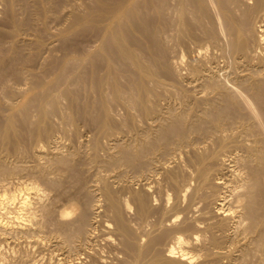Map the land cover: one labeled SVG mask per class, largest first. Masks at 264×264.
<instances>
[{
    "label": "bare ground",
    "instance_id": "1",
    "mask_svg": "<svg viewBox=\"0 0 264 264\" xmlns=\"http://www.w3.org/2000/svg\"><path fill=\"white\" fill-rule=\"evenodd\" d=\"M1 1L4 3L2 8L4 7V9H3L4 14L3 15H5V16H1V18L4 17V20L6 21L5 24H10L13 27L12 29L10 28L11 30L10 29L7 30V35L9 36V38L10 37L14 38V36H15V39L18 37H21V35L19 34V31H21L20 33H23L22 30L29 29L28 31L33 32L32 34L36 38L34 40H36L38 43H40V44H38V45H40V47H38L39 51L37 49L36 50L34 49L36 52L35 51H33L34 53L30 52V55L27 53L29 51L25 52L27 47H26V49L24 47H20L22 43L21 44L19 43V45H17L18 43H16V42H15V45L13 47H10V51L6 50V49H8L7 47H9V46H7L5 48V51H7V53L1 54V55H4V57H3L2 61L0 60V84L2 86H5L6 90L9 92L8 93L9 96L12 99H11V101L5 100V102L3 101L4 103L1 102L0 107L3 106V110L5 112H6V108H8V107L11 108L12 112L15 111L14 107L18 108L17 106H19L20 111L21 110L24 112L26 111L24 116H21L22 115V114H20L21 112L17 110V113H19L21 117L16 114V111L13 112L15 114L11 113L10 115H8L9 113H7L8 116L4 115L5 117H7V119H4L5 117L3 118L2 114L4 112L1 113V111H0V128H1L0 132H1V134L4 137L10 139L11 141L13 139L16 146H20V144L22 142L21 140H23V139L19 140V137L23 138V136H25L24 134H26V132L31 134V136H34L35 138L42 139V137H43L47 142L49 140L51 132H53L52 131L53 125L49 120V115L51 113H53V112H51L52 109L56 106L58 109V106L60 105L59 100L61 99V97H65V99L67 98L66 101L67 100L69 101L68 107L72 108L74 105L79 106V103H82V102H80L79 96L77 97V94H79L82 86H85L86 90L89 89L88 91H91V92L95 91L96 92V94L93 97H91V98H93L90 100V101H92V103H89V104L87 103L86 105L83 104V106H81L82 111L80 110L81 114L84 116L85 115H93V116L95 115V116H97V117L94 116L95 118L100 119L99 123L97 124L98 126H96L97 127L96 132L95 133H94V131L92 132V133H94L93 135L96 134L95 139H93L94 141H92L94 144L93 148L96 149L95 151L98 152L99 150H101L99 148H101V147L103 148V146L106 143H110L112 145V147H109V148L114 149L113 147H116L117 145H119V140L122 136L121 134L123 133L124 128H125V130H127L124 133V138L126 139V141L124 140L125 141L124 145L120 143L118 148H120V147L121 148L118 152L116 151L115 153H112V152H110L111 150L109 149L107 153H104L106 155H104L102 157H101V155H99L102 153H99V154L97 153L98 155L95 153V155L93 157L94 158L93 161L96 162L95 164L98 163L99 167H102L105 170H108L109 172L106 171L107 174L114 172V174H112L113 179L118 178L119 181L126 183V184L124 183L126 189L123 186V188L127 191L126 193H128L127 198H129L128 200L126 199L127 200L126 202H124V201L122 202V200H120V199H124L123 197L126 196L127 194L124 193L125 195L121 197L122 192L121 193L118 192V193H120V197H121L119 199L118 198L119 196H117V194H115L116 190L112 189L113 186L111 187V185H110L112 182V180H111L112 178L110 179L111 182H109V181L102 179V177H104L103 175H102V177H100V179H102V182L104 181L103 187H102L103 190H102V188L100 189L102 191V194L101 193H98V194H101L105 197V198H100V199H103V200L106 199V201L110 207V208H107V207L106 208L108 209V211H109V209L111 210V211H109V213L112 212L110 215L113 216L112 218H113L114 225L116 228L115 230H117L116 232H118L119 236L121 237L120 241L122 242V244L121 243L120 244L123 245L122 247H124V249L127 252H129L128 254H130V256L132 257V258H128V259H131V264H194V261H195L194 255H192L193 253L190 254L189 250L187 251V246H186V240L187 239L185 240V238L183 237L185 231H188V233L191 231L189 235H186L187 232H185V237L187 236L188 238H190L192 240V242H194L193 240H200L199 239V232H204V231L209 232L210 238L208 239L209 236H207L206 238L209 240V242L212 243L211 245L218 244V241H219L218 237H216V234L214 233V231L212 229L213 224H211V223L213 221L212 222L210 221L211 223L209 222L211 225L209 224L206 226L204 224L205 227H202L200 225V224H202V221H200L201 219L200 220L194 219L192 222L189 221L188 223L187 222H184L181 224L179 223L180 226L172 224L176 227L178 226L180 229V232H179V234L174 235L171 240H169L170 238L168 239V237H166V239H168L171 242L173 240V242L176 244V246L169 245V247L167 249L165 247L164 251L158 250L156 247L157 243H159V239L162 237L159 238V237L150 236V234L148 232L146 234L147 239L144 242H143V240L146 237L144 239L139 238L137 231H136L137 225L136 224L134 225V226H136L135 227L136 229L133 228L132 223H130L127 220L129 218L126 219L128 214L125 217L124 213L126 210H131V211L134 210L135 214H134V212H132V213L134 214V216H137V222H139L138 220H142V221L145 219L148 220L147 218L150 217L151 212H153V209H154L153 205L154 204L156 205L155 202H154V204H152L153 201H151L152 199L150 198L151 194H149L150 192L148 193V191H149L150 187H152L154 184L160 185L161 182L158 183V181L161 178L159 176V180H158L157 177L159 174L162 175L163 173H165L164 176H166V180L168 181L165 183L166 184L169 183L171 189L174 191V193L176 195L175 200H177L179 203L182 201V204H183V200L184 199L186 200L187 197L189 199L188 202L190 201V203H188V202L187 203H188V205H191V206H192V204L197 205L199 203V202L194 203L197 201L196 199H198L200 202H203V201L207 202L208 198L210 199V197H211L210 195L214 194L211 191L209 192L208 191L209 189L215 190L214 192H216V188L217 189H219L220 187L225 188V190L221 191L219 194H218V192H217V194L215 193L216 194V196L214 195L215 198H213L214 196H212L214 201L212 202V200L211 199L210 200H211V203H213L214 209L211 206L212 208L211 207L210 208L213 210L209 211V212H211V213L213 212L216 217L218 216L220 218V220H222V222H223V225H224L223 227L226 226V229L229 225L227 223V221L233 220L235 225H233V224L232 225L234 226V229H235L234 232L237 235H241L242 237L244 236V238L248 237L249 235H251L253 237L252 243H250L248 245L243 244L241 246L240 255L238 253L239 257L238 258H231L232 257V255H231V257H230L231 261L230 260L229 261L231 262V264H259L260 262H262L260 264H264V0H91L90 2L85 3L84 5H81V3H80V5H77V6L76 5L73 6L75 4L74 3L75 0H17L18 3L20 2L19 3L20 5L18 6L22 10V11L20 10V12H18L19 9L16 8L17 2L14 4V0H0V2ZM79 2H80V0L78 1V3ZM67 3L72 5V9H71L69 16H68L69 18L66 16V18H68L67 20L69 22L68 30H67L68 33H69V31H71L70 33H72V32L73 33H79V32H82L81 30L85 31V29L88 30L89 28L95 29V31L97 33H95V32H93V33L97 34L96 36H98V43L99 44L95 45L96 46L95 50L90 49V48H88L89 50H86L85 49L86 47L84 48L82 45L81 46H73L71 48L70 51H72V52L74 51L75 52V53L73 52L74 54H78L79 55L78 58L81 61L80 67H79V68H81L80 69V72L82 71L81 73L76 74V72L74 73L75 69H72L74 76H75V74L77 75L76 76L77 78L74 82H76L75 84L78 85L77 87L81 86V88L73 90L70 87L72 85L71 84L68 85L69 83L66 84L64 81V83L66 85L64 83H63V85H65V87L64 88L62 87V89H59L58 93L52 94V91L50 92V90H53L52 88H54V86H56V85L59 86L61 81H63L66 78L64 75L66 74L65 71L67 70V68H69V66L66 65L67 63L65 64V61L64 62L61 60L59 61V59L55 56L57 54V52L55 55H53L55 52L54 53L51 52L52 54H46V57L48 55L47 60L43 61L42 56H41L42 57L41 60H40V58L38 59L39 62L40 61L45 62V63H43L44 69H43V67H40V69L42 68L44 70L43 73H45L46 76L40 75L39 69H38L39 73L35 72V70H34V68H35L34 64L36 61V60H34V58L36 56L39 57L44 52L43 51L40 53L41 48L45 45V40L47 38L46 36H48L51 33V31H50L51 26L49 25L50 23H48V21L50 19H57V18L60 19L61 18L60 22H62L61 20L64 19V17H63L64 15H62V17L59 18V13ZM1 5H2V3H1ZM1 5H0V7H1ZM81 6H83V7L81 8ZM78 7H80V8H78ZM68 8H70V6L68 7V5H67L66 6L67 11H68ZM66 9H64V11ZM159 9L161 11L162 10L167 11L166 13H169L168 11H170V10H172V12H174L173 17L169 18L170 16L166 15V16H168L167 19L164 18L166 21L169 20L168 21L169 24H171V26L173 27L172 28V36L176 38V41L174 39V42L178 41L179 43H181L183 45L187 42V39L188 40L190 39L192 41H196V40L198 41L199 40L201 42L203 40H204L203 42L207 41L206 43L211 45L213 48H215L216 52H219V51L221 52V54H222L221 58L226 57L227 60L233 62V64L239 65L238 69H239V67H241L240 68L241 72L245 71V70L248 71V72H246V73H248L247 75L246 74L244 75V73L239 74V75L236 74V76H237L236 78H238V79L236 81H234V83L232 85L236 84L237 86H239L238 87L239 89L241 87H242L241 90L245 89L244 92L248 91L247 93H250L252 96L249 94V98H247V99L250 100L252 98L251 101L253 99L255 100V102H254V100L252 101L254 103L253 104L254 107H255V104H257L256 101H258L259 106L256 105V107L258 108L257 113H256V111L253 112L251 114L252 116L249 114L250 117L246 116L247 114L245 112L244 113L246 115L243 113L242 108L244 110V107L241 108V106L242 105L244 106V104L246 103V100L243 99L244 103H242V100L240 99L241 97H239L241 95L240 92H242V91L239 92L240 95H237L238 94L237 92L239 90L238 89L236 90V87H237L236 85H234L235 88L233 87L234 89H232L231 85H230L231 83L228 84V82L226 81L227 83L225 82L226 83L225 84L223 81H221L220 77L217 78L218 76L215 74L216 70L214 71L215 73L213 71H209L210 65H211L210 63H212V62H210L208 65V67H209L208 72L206 74L203 73L204 79L201 78V80H204V81H202L203 84L202 83L201 84L206 89H210V90L212 89L214 91L216 90L217 91L216 93L219 92L218 94L221 95L220 97H222V100H219V101H221V103L218 100H215L216 96L215 97L213 96L214 98L212 97V99H206L204 109H202L200 114H197L195 111L192 110V108H194L193 103L196 101V99L194 98L195 99V101L193 100L194 102L191 100L192 101V104H191L190 100L186 101L185 100L186 98H184V101L180 102L183 104V107L181 104L182 109L180 110L178 108V110H180L179 112H178V110L177 111L173 110L174 107L173 108L171 107V109H169L168 106H170V105H166V107H168V109L166 111L163 110L166 107L164 105L165 103L163 104L160 101L162 99V97H161L162 95H161L159 89L162 88V92L166 93V91H164V90L171 89V85H175V84L178 85V83L180 85V82H178L175 78L178 75L174 77L175 73H173V71H174L173 68H176L175 67L176 65L173 67L172 62L167 60L170 57L169 56L170 53L166 52V50L164 48H161L159 45V39L162 38L161 36H163V35H162L161 31L158 30L160 27L158 28V25L156 23H159V22L161 23L164 16H162V17L159 16L156 18L155 16H157L158 14L153 15V13ZM18 13L24 14V17H22L23 15L20 17ZM63 13L64 12H62V14ZM170 14H171V12H170ZM0 15H2V13ZM164 15H165V12H164ZM64 22L65 21H63V23ZM3 23H4V21H3ZM169 24L166 23V25H168V26H169ZM60 25H62V24H59V26ZM0 26H3V25H0ZM168 26H166V27H168ZM53 28H52V30H53ZM63 29H65V27L62 28V32L59 31V29L57 30V31H59L58 37L60 36L62 39H65L64 38L65 37V31H63ZM92 29H91V31H92ZM161 29H162V27H161ZM168 29H170V27ZM30 30H32V31H30ZM3 31H5V30H3ZM18 34L20 36H18ZM166 34H169V31L166 32ZM166 34H165V37L170 36V35L166 36ZM2 35H4V34H2ZM25 35H27V34H25ZM29 35H30V33H29ZM51 35H52V33H51ZM83 35H86V34H83ZM89 35L91 36V34H89ZM94 36H93V38H94ZM96 36H95V38H96ZM31 37H29V40ZM72 37H74V36H72ZM173 37H171V38H173ZM4 38L9 39V38H6V34H5ZM53 38H54V36H53ZM91 38H92V36H91ZM66 39H70V38L66 37ZM92 39H90V40H92ZM166 39H169V38H166ZM12 40H14V39H12ZM17 40H20V39L18 38ZM27 40H28V38H27ZM27 40H26V42H27ZM3 41H5V40H3ZM94 41H92L91 44H94L97 42V41H95V42ZM169 41H170V39H169ZM171 41H173V39ZM17 42H19V41H17ZM21 42H23V41H21ZM54 42L55 41H53V43ZM57 42H58V40H57ZM80 42H81V40H80ZM88 42H89V40H88ZM163 42L164 41H162V43ZM1 43L3 45L2 41H1ZM31 43H29V44H31ZM78 43H79V41H78ZM162 43H160V44H162ZM198 43H195V44H198ZM206 43H204V45L202 44L203 46H200V48L202 47L204 49L205 47L209 46ZM12 44H13V42H12ZM12 44H11V46H12ZM25 44H27V43H25ZM54 44H56V42ZM68 44H69V42H68ZM72 44L75 45L74 42ZM171 44H174V43L171 42ZM181 44H180V47H181ZM5 45H7V44H5ZM33 45H35L34 42H33L32 46ZM51 45L52 44H49V46H51ZM191 45H193V44H191ZM23 46H24V44H23ZM63 46H65V45H63ZM63 46L59 45V47H63ZM86 46H87V44H86ZM162 46H164V45H162ZM44 47H46V45ZM59 47L57 48V50L59 49ZM166 47H168V46H166ZM169 48H171L173 50V47H169ZM190 48H191V46H190ZM2 49H4L3 46H2ZM46 49H48V47L45 48V51H46ZM49 49H51V47ZM55 49H56V46H55ZM64 49L65 48L60 49V50H64ZM166 49H168V48H166ZM211 49H210V52H212ZM217 49L219 51H217ZM29 50L32 51V49H29ZM184 50H185V48H184ZM190 50H192V48ZM200 50H199V52H197V54L200 53V55H201L202 50L201 51ZM47 51H50V50H47ZM187 51H188V49H187ZM193 51H195V50L193 49ZM193 51L192 52L188 51V52L194 53ZM196 51H198V50H196ZM46 52H44V55ZM0 53H5V52H0ZM166 53H168V55H165ZM67 54H68V52H67ZM221 54H219V55H221ZM60 55H62V54H60ZM202 55L204 56V54H202ZM213 55H216V54H213ZM166 56H169V57L166 58ZM198 56H199V54H198ZM61 57H63V56H61ZM74 57H76V56H72V58H74ZM69 58H71V57L69 56ZM202 58H204L203 60H205L206 57H201L200 59L202 60ZM209 58H207V59H209ZM75 59H74V61H75ZM169 59H171V57ZM196 59H198V58H196ZM255 59L257 60V62H254ZM181 60H183V59H181ZM224 60H226V59H224ZM68 61H70V60H68ZM80 61H78V62H80ZM86 61L88 62L87 64H85ZM209 61L207 60V62H209ZM226 61H224V62H226ZM189 62L191 63V61H189ZM195 62H194V64H197ZM200 63H203V62L200 61ZM39 64L41 65L42 63H39ZM187 64H189V63H187ZM187 64L186 65L183 64V68H185L184 66L187 67L188 66ZM205 64H206V62H205ZM72 65H73V63H72ZM72 65H70V66H72ZM75 65L76 64L74 62V67H75ZM201 65H203V64H201ZM235 65H233V67ZM33 66H34V68H33ZM197 66H199V65H197ZM204 66L205 65H203V67ZM227 66H226L225 70H229V69H227ZM208 67H206V68H208ZM233 67L230 66L229 68L232 69ZM36 68H37V66H36ZM38 68H39V66H38ZM211 68H212V66H211ZM221 68H222V66H221ZM236 68H237V66H236ZM190 69L191 68H188V71ZM195 69H196V72H200L198 68H195ZM216 69H217V67H216ZM234 69H235V67H234ZM77 71L79 72V70H77ZM178 71H180V68ZM188 71L186 73H188ZM192 72H193V69H192L191 73ZM205 72H206V70H205ZM219 72H220V70H219ZM228 72H230V71H228ZM184 73H182V74H184ZM223 73L222 74L217 73V74L222 75L223 76L222 79L225 80L224 75L227 73H225V74H223ZM236 73H237V71H236ZM201 74H200V76H201ZM185 75H184V77H185ZM232 75H234V74H232ZM51 76H52V78H51ZM198 76H199V74H198ZM230 76L227 75V78L229 77L230 79H232ZM9 77H10V79L12 78V80H14V82L16 80L19 83H22V85L24 84L27 87L30 86L29 91H27V93H29L31 91L29 93L31 95H28L27 100H30L28 98H29V96H31L32 101L37 100L38 102H40L38 105L39 110H37V113H36V114H38V112H39L37 119L35 118V120H34V118L31 117L32 118V120H31V118H30L31 114H29L30 116L27 114L28 107L30 106L29 104H28L29 105L28 106L27 103H30V102H28L26 100L27 103L26 104L23 103L21 105H18L17 102H16V104L13 103V99L15 98L14 96L17 95L18 92H15L16 94L13 93V91L11 89L12 86L9 85L11 83L10 81H12V80H8ZM234 77H235V75H234ZM177 78H179V77H177ZM182 78L183 77L181 76V79ZM186 78L183 80L186 81ZM225 78H226V76H225ZM168 80H170V82ZM151 83H152V85H150ZM188 83H190V82H188ZM195 83L197 84L196 81H195ZM195 83L194 82L190 83V85L191 84L195 85ZM14 84L12 82L13 86H14ZM127 84H128V86H127ZM184 85H185V83H184ZM227 85H230V87H228ZM164 87H170V88L165 89ZM177 87H175V88H177ZM0 88H2V87L0 86ZM41 88H45L46 90H49L48 93H51V94L45 93V95L40 96L39 94H41V92H40ZM74 88H76V87H74ZM163 88H164V90H163ZM182 88L184 89L183 86H182ZM187 88L188 87H186V89ZM186 89H184V91ZM6 90H3V92L4 91L6 92ZM83 90L85 91V88ZM171 90H172L171 92H173V89H171ZM23 91L25 92L26 90L22 89V92H20V93H23ZM0 92H1V90H0ZM5 92H4V94H5ZM174 92H175L174 94H176V91H174ZM177 92H179V90ZM198 92H200V91L197 90L196 93H198ZM202 92L205 95L203 90H202ZM180 93H181V90H180ZM180 93H178V94H180ZM207 93L208 92H206V94ZM72 94H74V95H72ZM169 94H170V92H169ZM184 94L187 95V92ZM201 94L202 93H200V95ZM209 94L211 95V92ZM209 94H208L207 98H209ZM242 94H243L244 98L246 95L248 97V94H245L243 92H242ZM18 95H22V94L18 93ZM23 95H26V94H23ZM166 95H168V93H166ZM181 95L182 94H180V96ZM183 95H182L181 99L183 97H185ZM194 95H197V94H194ZM1 96H2V94H1ZM9 96H7V97H9ZM180 96L179 97L177 96L178 97L177 99H180ZM188 96H190V95H188ZM7 97H6V99H7ZM172 97H173V95H172ZM200 97L201 96H199V98ZM203 97H201V98H203ZM84 98H85V95H84ZM191 98L192 97H190V99ZM204 98H206V96ZM216 98L218 99V97H216ZM8 99L10 100V98H8ZM171 99L172 98H170V100ZM173 99H175V98H173ZM177 99H176V102H178ZM22 100H24V99H22ZM165 100H168V99H164L162 101L165 102ZM199 100H201L199 102L203 101V99H199ZM58 101H59V104L57 105ZM88 101H89V99H88ZM115 101L120 103L123 106V107H121V106H119L120 104L119 105L116 104V107L118 106L117 110H119V107L124 109V113L120 109L122 111L121 113L123 114V115H121L123 117L122 120H119L118 118H116V117H120V115L117 116V114L115 113L116 110L114 112V109L112 108V106H113L112 104H114V106H115V103H113ZM179 101H181V100H179ZM18 103H20V101ZM64 103H66V102H64ZM247 103L245 104V107L248 108ZM198 104L196 106H198ZM203 104H204V102H203ZM31 105H32V103H31ZM33 105H34V103H33ZM194 105H195V103H194ZM178 106H179V104H178ZM178 106L176 105V107H178ZM202 106H201V108H202ZM35 107L36 106H34V109H35ZM37 107H36V109H37ZM61 108H63V110H64V107H61ZM71 108H70V110H71ZM78 108H80V107H78ZM92 108L94 110H92ZM249 108H248L249 109L248 111L251 113L252 111H250V110H252V107L250 106ZM32 109H33V107H31V110ZM67 109L68 108H66V110ZM0 110H2V109L0 108ZM59 110H60V108H59ZM72 110H73V108H72ZM246 110L247 109L245 108L244 111H246ZM119 111H117V112H119ZM31 112H29V113H31ZM57 112H58V110H57ZM65 112L67 113L70 111H65ZM197 112H200V111L197 110ZM70 113L72 114V112H70ZM70 113H69V116H70ZM51 115L53 116L54 114H51ZM66 116L64 115L63 117H66ZM53 117H55V116H53ZM60 117H62V116H60ZM75 118L77 121V117H75ZM75 118H73L74 121H75ZM88 118H89V116H88ZM95 118H93V119H95ZM54 119H52V120H54ZM58 119H60V118H58ZM61 119L63 120V118H61ZM64 119L66 120V118H64ZM64 121L62 122V126H61L62 128H63ZM68 121L70 122L69 118H68ZM26 122L29 123L31 126L28 127L27 129L22 128V123H26ZM66 122H67V120H66ZM91 122H92V120H91ZM95 122L96 121H94V123ZM72 123H73V120L71 121V124ZM64 127L67 130L68 127H66V125ZM76 127H78V126L76 125ZM92 128H93V130H95L94 126ZM69 129L70 130L73 129V127L70 128V123H69ZM70 130H67V131H70ZM84 131H85V129H84ZM73 132H75V131L73 130ZM65 133H68V132H65ZM53 134H54V132H53ZM71 134H72V132L70 133V135ZM77 134H79L78 131H76V135ZM80 135H83L82 132ZM103 136L109 140V141L107 140V142H104L105 143L104 145L101 143V137H103ZM66 137H67V135H66ZM67 138H68V140H70L69 137H67ZM44 139H43V141H44ZM121 139L123 141V138H121ZM10 140H8L6 142H9ZM54 140L55 139H53V141ZM41 141H39V142L41 143ZM57 141H59V140H57ZM1 142H2V140H1ZM26 142H27V139H26ZM36 142L38 143V141H36ZM49 142H50V140H49ZM49 142H47V143L49 144ZM88 142H91V141L89 140ZM31 143H32V140H31ZM31 143H30V145H31ZM101 144H102V146H101ZM33 145L34 144H32V146ZM39 145L40 144H38L37 146L39 147ZM6 146L7 145H5V147ZM44 146H46V145H44ZM5 147H4V149H5ZM48 147H49V145H47V148ZM71 147H73V146H71ZM9 148L12 149V146ZM21 148L23 149L22 145H21ZM47 148L45 149V151L50 149V148H48V149ZM78 148H79V146H78ZM238 148L242 149L241 151H243V152H241V154H238L240 152L236 153V149H238ZM37 149H38L39 153H42V150H41L42 148L41 149L37 148ZM55 149H56V147H55ZM97 149H99V150L97 151ZM116 149H114V151ZM7 150H8V148H7ZM70 150L68 151L69 153H71ZM85 150H86V152L88 151L87 148ZM24 151L22 150V154L24 156H26L25 155L26 153L25 154L23 153ZM29 151H30V149H29ZM48 151L51 152V150H48ZM54 151H57V150H54ZM81 151H83V150H81ZM103 151H100V152H103ZM237 151H239V149ZM3 152H5V151H3ZM44 152H43V154H44ZM57 152H59V151H57ZM104 152H106V151H104ZM20 153H21V151H20ZM20 153H18V154H20ZM60 153H61V151H60ZM73 153H75V152L73 151ZM73 153H72V155H73ZM82 153L84 154V151ZM2 154L3 153H1V155ZM15 154H17V152L14 153V156H15ZM36 155L35 156L37 158L41 157L40 155L38 157L37 153H36ZM77 155H79V154H77ZM91 155L92 154H89V157ZM20 156H21V154H20ZM32 156H34V155H32ZM53 156H52V158H53ZM57 156H56V159H58ZM87 156L88 155H86V157ZM2 157L4 158V156H2ZM27 157H28V159L31 158V157H29V155ZM44 157H46V156H44ZM60 157H63V156H60ZM86 157H85V159H86ZM16 158H18V157H15L14 159H16ZM65 158L67 159V157H65ZM79 158H81V156H79ZM79 158H75V159L73 158L72 161H71V159L68 158L70 160L71 164L69 162L70 166H69V164H68V166L70 168L69 167H67V168L74 170V171L76 169H78V171L81 170V169H79L80 168L79 167L80 166L79 165V163H80ZM6 159H7V157H6ZM35 159H34V161H35ZM51 159L48 161L54 162V161H52L53 159L52 160ZM63 159L64 158H62L61 161ZM87 159H90V158H87ZM7 160L2 159V161L0 160V163L1 162L5 163V161H7ZM20 160L21 159H19V161ZM25 160L27 161V159H25ZM59 161L55 160V162H58V163H59ZM65 161H63L64 164H65ZM89 161L92 162L91 159ZM36 162H42V161H35V163ZM49 162H46V163L48 164ZM90 162H88V163L89 164L94 163V162H92V163H90ZM24 164H25V162H24ZM38 164H37V167L35 165L36 168L34 171H36V169L38 170V166H39ZM53 164H52V166H53ZM85 164H86V162H85ZM1 165L3 166V164H1ZM1 165H0V168L2 170L4 167L2 168ZM42 165L45 166L44 163ZM42 165L40 163L39 170L41 171V173L44 171V168H45ZM59 165H60V163H59ZM81 165H84V164L81 163ZM50 166H51V164H50ZM50 166H48V167H50ZM66 166H67V164L64 166V168ZM89 166L92 167L91 165H89ZM230 166H233L232 168H234V169H232ZM7 167H9V166H7ZM17 167H20V166H16L15 167L16 169L14 168V166L11 167V168H14V170H15L14 174L16 173ZM22 167H24V166H22ZM30 167H29V169H30ZM11 168H9V169H11ZM25 168H26V165H25ZM31 168H32V170L34 169V167H31ZM59 168H61V167L59 166L58 169ZM185 168L188 170V173H186L187 170ZM189 168H191V169H189ZM49 169H52V167ZM58 169H56V171ZM19 170H20V168L17 170V172ZM52 170H54V169H52ZM97 170H99V169L97 168ZM4 171L6 172L7 168H6V170L3 169L1 174L4 173ZM81 171L79 173H81ZM84 171H85V169H84ZM46 172H48V171H46ZM77 172H76V174H77ZM10 173H12V171ZM26 173H28V172H26ZM74 173H72V174L74 175ZM83 173L84 172H82L81 174L84 175ZM95 173L93 172V174H95ZM85 174H86V172H85ZM109 174H108V176H111ZM7 175H9V174H7ZM43 175H45V174H43ZM78 175H75L76 178H78L77 180L79 181V179H80V181H81V183L77 181L78 183H80V185H79L80 190L78 189V191H80V193L81 194L83 193V194L81 195L78 193L79 194L78 197H77V195L75 196L77 198H74V196L72 197L71 195H70L71 197L68 198L69 196L64 195V193L66 194V192L62 193L63 191H61V193L59 195L61 197L57 198L58 195H57V197H54V198L51 197V200L49 201L50 203L46 204L45 202H47V200L46 201L44 200L45 201L44 202L45 204H44L43 199L45 198V195H42V193H41L42 191L39 188L38 184L31 183V182L30 183L25 182L23 184L21 183L20 185H18V187L16 184V186L14 188L15 190L12 189L13 191H10V192L0 191V235L3 236L5 239L8 236H11L12 234H14L16 232H21V231L22 232L23 231L28 232L31 229H33V226L35 224H39L38 223L39 220L37 217L38 213H36V210H38V208L42 207L39 209L40 211H42L40 213L41 214L43 213V215L45 217L44 219H48L49 223L53 224L52 227L55 226L56 229H54V230H57L59 235H61L64 240L71 241L72 239H74L76 237H82V236L84 238L85 237L87 238L88 235L92 231L95 230V229L94 230L91 229V228H95V227H92L94 225H92L93 224V222H92L93 215L91 214V210L95 209V212L102 211V210L99 208L100 206L96 205V203H95L96 206L95 207L93 206L94 208H92V209L90 208L91 206H89L90 204L88 203V199L92 200L91 195H90L92 192L89 193L91 190H90V188L87 187L88 185L85 184L86 181L83 178V176H80V174H78ZM95 175H97V174H95ZM63 176H60V178L62 177L61 179L59 178V175L56 178L54 176L53 177L55 179L59 178L58 180L62 181ZM69 176L71 177V175H69ZM88 176H85V178H87ZM97 176H100V174ZM108 176H107V180H109ZM36 177L38 180V176H36ZM50 177L52 178V175ZM65 177H66V175H65ZM65 177H64V179H66ZM46 178H44V179H46ZM67 178H69V177H67ZM1 179H4V176ZM55 179H52V180L50 179L51 184H52V182L53 183L58 182ZM193 179L195 180V182H194L195 185H193V183H192ZM97 181H98V179H97ZM113 181H115V180H113ZM44 182H46V181H44ZM88 182H90V181H88ZM117 182H116V184H117ZM55 183L51 185V188H53L52 187L53 185L56 188V185L58 183L57 184H55ZM95 183H97V182H95ZM60 184H58V185H60ZM63 184H64V182H63ZM70 184H72V182ZM113 184L114 183H112V185ZM119 184H120V182H119ZM134 184L138 185V188H135L136 186L134 187ZM5 185H7V184H5ZM5 185H4V187H7ZM45 185H46V183H45ZM162 185L163 184H161V187H162ZM120 186H121V184H120ZM60 187L62 189H64L63 185H60ZM73 187H75V186H73ZM96 187H97V185H96ZM55 188H53V189H55ZM61 188H57V189H61ZM77 188H78V186H77ZM86 188H88L90 191L87 190ZM116 188H117V186H116ZM119 188L120 187H118L117 189H119ZM154 188L156 189V186ZM168 188H166V191H168ZM7 189H9V188H7ZM71 189H72V186H71ZM157 189H158V187H157ZM100 190H99V192H101ZM161 190H160V192H161ZM219 190H221V189H219ZM51 191L55 192L52 189H51ZM56 191L58 192V190H56ZM96 191H97V189H96ZM173 191L169 190V192H172V194H173ZM188 191H190V193ZM52 192H50V193H52ZM70 192H72V191H70ZM75 192H74V195H75ZM160 192L158 193V196H159ZM187 192H188V194H187ZM164 193H166V192L164 191L163 194ZM94 194L92 193L93 197H95ZM48 195L50 196V194H48ZM152 195H153V193H152ZM52 196H53V194H52ZM54 196H56V195H54ZM98 196H96V197L98 198ZM103 196H101V197H103ZM155 196H157V195H155ZM166 196H168V195L165 194V196H163V197H166ZM169 196L171 197L170 194H169ZM230 196H232V197L229 199ZM47 197L48 196H46V199H47ZM62 197L64 199H66V202L62 205L61 204L58 205L59 208L56 209L55 208L56 204L60 203L61 202L60 200L64 201V199H60ZM159 198H161V196ZM173 199H174V197H173ZM164 200H166V199H164ZM94 201L95 200H93L92 202H94ZM154 201H155V199H154ZM96 202H98V201H96ZM99 202H100V200H99ZM161 202H164V201H161ZM104 203L102 202L101 204H104ZM166 204H168V201H166ZM166 204L164 202V207H166L165 206ZM200 204H202V203H200ZM179 205H181V204H179ZM184 205H185V203H184ZM204 205H205V203H204ZM58 206H56V207H58ZM102 206L104 208V206H107V205H102ZM174 206H175V204H174ZM186 206H187V204H186ZM186 206H183V207H186ZM199 206H201V205H199ZM183 207H182V210L185 211V210H188L190 206L189 207L187 206L188 209H183ZM201 207H203V205ZM201 207H199V208H201ZM106 208L104 210H106ZM192 208H194V207H191V209ZM195 208H197V206ZM206 208H204V209H206ZM161 209H160V211L162 213L163 209L165 210V208L161 207ZM168 209H170V208H168ZM156 210H157V208L155 209V214H153L154 217L157 214ZM200 210L201 209H199V212H200ZM166 211H168V210H166ZM172 211H174V210H172ZM179 211H181V210H179ZM183 211H182V213H183ZM207 211H206V213H207ZM159 212H158V214H159ZM186 212L188 213V211H186ZM92 213H93V211H92ZM161 213H160V216H161ZM190 213L191 212H189L188 214H190ZM211 213H208V214H210L209 218H211V215H212ZM102 214H104V213H102ZM102 214H99V215H102ZM158 214L155 218L159 217L158 221L160 220V222L162 224V222H164V221H161L160 216H158ZM164 214H166V212ZM168 214H170V213H168ZM168 214H166V215H168ZM204 214H205V212H204ZM43 215H41V216H43ZM91 215H92V217H91ZM171 215L172 214H170V216ZM193 215H195V214H193ZM196 215H198V217H199V214L196 213ZM102 216L104 217V215H102ZM102 216H101V218L103 219ZM178 216L180 218V215H178ZM192 216L190 217V219H192ZM107 217H110V216H107ZM129 217H130V215H129ZM131 217H133V215ZM173 217H174V215H173ZM181 217H182V215H181ZM99 218H100V216H99ZM161 218H163V217L161 216ZM193 218H196V217L194 216ZM206 218H208V217H206ZM206 218L205 217H204V219L202 218L203 221ZM212 218L210 220H212ZM242 218L247 219L248 222L244 224V222H242ZM42 219H43V217H42ZM176 219L170 217L169 221L175 222ZM182 219H184V218L182 217ZM131 220H133V219L131 218ZM153 220H154V218H153ZM208 220L206 219V221H208ZM166 221H168V219H166ZM176 221L180 222L179 219ZM155 222H157V220H155ZM178 222L176 224H178ZM198 222H201V223L199 224ZM49 223H47V224H49ZM97 223H98V221H97ZM145 223H146V221H145ZM204 223H205V221H204ZM214 223H217V222H214ZM41 224H42V222H41ZM164 224H166V222ZM206 224H207V222H206ZM97 225L98 224H96V227H97ZM142 225L144 226L145 224L143 223ZM157 226H159V225H157ZM38 227H39V225H38ZM107 227H106V229H107ZM144 227H146V226H144ZM162 227H164V226H162ZM223 227L221 230H225V229H223ZM34 228H36V227H34ZM139 228H140V226H139ZM219 228H221V227H219ZM228 228H231V225ZM155 229H157V228H155ZM33 230H31L32 233H33ZM108 230H109V228H108ZM110 230H111V228H110ZM146 230H147V227H146ZM154 231H156V230H154ZM162 231H163V229H162ZM112 232L114 233L115 231H112ZM169 232H171V230H169ZM169 232L164 230L163 231L164 234L162 233V236L164 237V236L169 235ZM229 232H231L230 229H229ZM224 234H226V233L224 232ZM228 235H230V234H228ZM12 236H14V235H12ZM17 236H18V234H17ZM103 236H104V234H103ZM232 236H230V237H232ZM106 237H109V236H106ZM142 237H144V236H142ZM220 237H219V239H220ZM224 237H225L223 239L224 241H222V242H225L228 239V238L226 239V236H224ZM236 237H238V236H236ZM236 237L234 236L233 238L236 239ZM202 238H204V237H202ZM141 239H142V241H141ZM245 240H247V239H245ZM57 241H58V239H57ZM116 241H118V240H115V242ZM238 241L240 242V240H237V242ZM54 242H56V241H54ZM163 242H161V243H163ZM201 242H204V240ZM231 242H230V244H231ZM205 243H203L204 244L203 249L207 253L209 251L207 250L208 248L205 247ZM68 244H69V242H68ZM77 244H79V243H77ZM198 244H200V243H198ZM220 244H222V243H220ZM57 245L59 246L61 244H57ZM64 245H66V244H64ZM209 245L210 244H208V246ZM224 245H226V244H224ZM84 246H86V245H84ZM164 246H166V244ZM190 246L191 245H189V247ZM217 246H216V248H217ZM67 247H69V246H67ZM163 247H162V249H163ZM195 247H197V244ZM210 247H214V246H210ZM210 247H209V249H210ZM192 248H193V246H192ZM219 248H220V246H219ZM195 249H193L194 252H196ZM231 249L234 250V248H231ZM231 249L229 250V252L226 251L227 249L224 250L225 252H228L225 254L222 250L221 251L217 250V251L220 254H222V252H223L224 255L228 256V255H230L229 253H230ZM82 250H83L82 252H84L85 249H82ZM234 252L233 253L231 252V253L234 255ZM238 252H239V250H238ZM202 253H203V251H202ZM93 255H96V254H93ZM123 255H125V254H122V256ZM198 255H200V253H198ZM201 255H204V254H201ZM208 256H206V257H208ZM212 256H213V254L210 255V258ZM226 256H224V257L226 258ZM104 257H106V256H104ZM213 257H215V259L217 260L216 256H213ZM213 257L211 259H213ZM258 257L261 260L260 262H258V259H257ZM95 258L92 261L96 260ZM204 258L205 257H203V259ZM110 259L112 260V258H110ZM122 259L124 260V258H122ZM199 259H202V258H199ZM221 259H223V258H221ZM68 260H70V259H68ZM81 260H83V259L81 258ZM105 260H109V259H105ZM123 260H122V262H123ZM205 260H207V259L205 258ZM101 261H103V260H101ZM98 263H100V262H98ZM119 263H121V262H119ZM127 263H128V260H127ZM214 263H216V262H214ZM223 263H225V261ZM94 264H97V263H94ZM124 264H125V261H124ZM199 264H206V263H204V261H203V263H199ZM211 264H212V262H211Z\"/></svg>",
    "mask_w": 264,
    "mask_h": 264
},
{
    "label": "rangeland",
    "instance_id": "2",
    "mask_svg": "<svg viewBox=\"0 0 264 264\" xmlns=\"http://www.w3.org/2000/svg\"><path fill=\"white\" fill-rule=\"evenodd\" d=\"M77 1V2H76ZM78 1L79 0H75L74 1V5L73 6H77V5H80V3H81V5H84L85 3H88V2H90L91 0H80V2L78 3ZM17 2V3H16ZM1 3H2V5H1ZM16 3V8L17 9H19L18 10V12H20V7H18L20 4V2L18 3V1L17 0H14V4ZM0 5H1V7H0V14L2 13V15H0V25H3V26H0V52H5V53H0V60L2 61L3 60V57H4V55H1V54H6L7 53V51H5V48L7 47V46H9V47H7L8 49H6V50H9L10 51V47H13L14 45H15V42L16 43H18L17 45H19V43L21 44V46L20 47H24L25 49H26V47H27V49L25 50V52L26 51H29V52H27L29 55H30V52H33V51H35L36 49L39 51V48L38 47H40V45H38V44H40V43H38L36 40H34V39H36L35 38V36L32 34L33 32H29L28 30L29 29H25V30H22L23 31V33H20L21 31H19V34L21 35V37H18V36H20L19 34H18V38L20 39V40H17L18 38H16L15 39V36H14V38L12 37H10L9 38V36L7 35V30H9L10 28L12 29L13 27H12V25H10V24H5V20H4V17H2L1 18V16H5V15H3L4 14V11H3V9H4V7L2 8V6L4 5V3L1 1L0 2ZM68 5V7L70 6V8H68V11H67V9H66V6ZM83 6H81V8H82ZM62 8V7H61ZM78 8H80V7H78ZM64 9H66L65 11H64ZM71 9H72V5L71 4H69V3H67L63 8H62V10L60 11V13H59V18L60 17H62V15H64L63 17H64V19H62L61 21L62 22H60V19H50L49 21H48V23H50L49 25L51 26L50 27V31H51V33H52V35L54 36V38H53V36L51 35V33L48 35V36H46L47 38H46V40H45V45H46V47H42L41 48V51H40V53L41 52H46L47 50H50V51H47L46 53H45V55H44V52L38 57V56H34L35 58H34V60H36L35 61V68H34V66H33V68H34V70H35V72H38V69L40 70L38 73L40 74V75H45L46 76V74L45 73H43V69H44V64L43 63H45V62H43V61H45V60H47V58H48V55H47V57H46V54H52V53H54L53 55H55L56 54V52H57V54L55 55L58 59H59V61L61 60V61H65V64L66 65H68L69 66V68H67V70L65 71L66 72V74L64 75L66 78L63 80V81H61V83L59 84V86H54V88H52L53 90H50V92L52 91V94H55V93H58L59 92V89H62V87L64 88L65 87V85L66 84H68V85H72V86H70L71 87V89H78V88H81V86L80 87H77L78 85L77 84H75L76 82H74L75 80H76V74H79V73H81L80 72V69L81 68H79L80 67V63H81V61H80V59L78 58L79 57V55L78 54H74L72 51H70L71 50V48L73 47V46H83L86 50H89L88 48H90V49H94L95 50V45H98L99 43H98V36H96L97 34H95V33H97L96 31H95V29H92V31H91V29L89 28L88 30L87 29H85V31L84 30H81L82 32H79V33H70L71 31H69V33H68V25H69V22H68V16H69V13H70V11H71ZM83 10V9H82ZM22 11V10H21ZM62 12H64L63 14H62ZM68 12V13H67ZM163 12V13H162ZM164 12H165V15H164ZM167 11H165V10H156L154 13H153V15H157V16H155L156 18L157 17H162V16H164L163 17V19H162V21H161V23L159 22V23H156L157 25H158V30H160L161 31V33H162V35L163 36H161L162 38H160L159 39V45H160V47L161 48H164L165 50H166V52H169L170 54H169V56L171 57V59H169L170 57L169 56H166V58H168L167 60H169L170 62H172V65H173V67L175 66L176 68H173V73H175V75H174V77L175 76H177V77H179V78H177V77H175L176 78V80L178 81V82H180V85H179V83H178V85L177 84H175V85H171V89H173V92H171L172 90L171 89H168V88H170V87H164L165 89H168V90H164V88H163V90L164 91H166V93H168V95H166V93L164 92H162V88H160L159 89V91H160V93H161V97H162V99L160 100L164 105H165V107H166V105H170V106H168L169 107V109H171V107L173 108L174 107V109L173 110H175V111H177L178 110V108L181 110L182 109V107H183V104L182 103H180V102H183L184 101V98H186L185 100L186 101H189L190 100V103L192 104V101L194 100L195 101V99H196V101L194 102L195 103V105H194V103H193V106H194V108H192V110L193 111H195L197 114H200L201 113V111H202V109H204V106H205V102H206V99H212V97L214 96H216V97H218V99L215 97V100H222V97H220L221 95H219L218 93H216L217 91L215 90H210V89H206L205 87H203V82L202 81H204V80H201V78L202 79H204V74H206L207 72H208V70H209V67H208V65H209V63L210 62H212V63H210L211 65H210V70L209 71H215L214 73L218 76H216L217 78H221V81H223L224 83L227 81L228 82V84L229 83H231L230 85H231V88L232 89H234L235 88V86L234 85H236V84H234V85H232L233 83H234V81H236L238 78H236L237 76H236V74L237 75H239V74H243L244 73V75L246 74H248V73H246V72H248V71H242L241 72V70H240V68L241 67H239V69H238V66L239 65H235V64H233V62H231V61H229V60H227V58L226 57H223V58H221V56H222V54H221V52L217 49V51H219V52H216V49L215 48H213L211 45H209V44H207L206 42L207 41H205V42H201V41H192V40H188L187 39V42L185 43V44H181V43H179L178 41V43L177 42H174V39H175V41H176V38L175 37H173L172 36V26H171V24H169V20L168 21H166L164 18H166L167 19V17L168 16H170L169 18H171V17H173L174 16V12H172V10H170V11H168L169 13H166ZM170 12H171V14H170ZM161 13V14H160ZM19 14V13H18ZM21 14V15H20ZM19 14V16L21 17L22 15V17H24V14H22V13H20ZM61 14V15H60ZM170 14V15H169ZM166 15H168V16H166ZM172 15V16H171ZM66 16L68 17V18H66ZM2 21V22H1ZM3 21H4V23H3ZM63 21H65L64 23H63ZM52 22V23H51ZM54 22V23H53ZM60 22V23H59ZM166 23H168L169 24V26L168 25H166ZM59 24H62V25H60L59 26ZM64 24V25H63ZM66 24V25H65ZM165 24V25H164ZM57 25V26H56ZM160 25V26H159ZM9 26V27H8ZM166 26H168V27H166ZM54 27V28H53ZM57 29H56V28ZM61 27V28H60ZM63 27H65V29H63V31H65V39H62L60 36L58 37V33H59V31H61L62 32V28ZM161 27H162V29H161ZM170 27V29H168ZM52 28H53V30H52ZM164 28V29H163ZM10 29V30H11ZM59 29V31H57ZM3 30H5V31H3ZM164 32H163V31ZM30 31H32V30H30ZM169 31V34H166V32H168ZM4 32V33H3ZM27 32V33H26ZM86 32V33H85ZM89 32V33H88ZM93 32H95V33H93ZM171 32V33H170ZM174 32V31H173ZM29 33H30V35H29ZM164 33V34H163ZM2 34H4V35H2ZM5 34H6V38H9V39H5L4 37H5ZM23 34V35H22ZM25 34H27V35H25ZM56 34V35H55ZM83 34H86V35H83ZM89 34H91V36H92V38H93V36L95 35L96 36V38H95V36H94V38L92 39L91 38V36L89 35ZM93 34V35H92ZM165 34H166V36H168V35H170L171 37H173V38H171L170 36H168V37H165ZM33 35V36H32ZM71 35V36H70ZM2 36V37H1ZM4 36V37H3ZM32 36V37H31ZM52 36V37H51ZM72 36H74V37H72ZM90 36V37H89ZM25 37V38H24ZM29 37H31L30 38V40H29ZM34 37V38H33ZM51 37V38H50ZM66 37H69L70 39H66ZM88 37V38H87ZM22 38V39H21ZM27 38H28V40H27ZM49 38V39H48ZM61 38V39H60ZM74 40H73V39ZM80 38V39H79ZM164 38V39H163ZM166 38H169L170 39V41L173 39V41H171L172 43H174V44H171V42L169 41V39H166ZM12 39H14V40H12ZM27 40V42H26V40ZM60 39V40H59ZM86 39V40H85ZM90 39H92V40H90ZM3 40H5V41H3ZM9 40V41H8ZM12 40V41H11ZM57 40H58V42H57ZM80 40H81V42H80ZM88 40H89V42H88ZM97 41L96 43H94V44H91L92 43V41ZM166 40V41H165ZM178 40V39H177ZM202 40V39H201ZM1 41L3 42V45H2V43H1ZM8 41V42H7ZM17 41H19V42H17ZM21 41H23V42H21ZM32 43H31V42ZM53 41H55L56 42V44H54L53 43ZM66 41V42H65ZM78 41H79V43H78ZM94 41V42H95ZM162 41H164L163 43H162ZM169 41V42H168ZM11 42V43H10ZM12 42H13V44H12ZM27 43V44H25V43ZM33 42H34V44L35 45H33L32 46V44H33ZM63 42V43H62ZM68 42H69V44H68ZM75 43V45H73L72 43ZM84 42V43H83ZM87 42V43H86ZM191 42V43H190ZM199 42V43H198ZM9 43V44H8ZM29 43H31V44H29ZM90 45H89V44ZM160 43H162V44H160ZM195 43H198V44H195ZM204 43H206L207 45H209V46H207V47H205L204 49L201 47L200 48V46H203L204 45ZM5 44H7V45H5ZM11 44H12V46H11ZM23 44H24V46H23ZM49 44H52L51 46H49ZM72 44V45H71ZM86 44H87V46H86ZM180 44H181V47L183 48H181L180 47ZM191 44H193V45H191ZM203 44V45H202ZM31 45V46H30ZM59 45L61 46H63V45H65V46H63V47H59ZM162 45H164V46H162ZM185 45V46H184ZM190 45L191 46V48H192V50H190L191 48H190V46L188 47V46ZM196 45V46H195ZM2 46H3V48L4 49H2ZM55 46H56V49H55ZM166 46H168V47H166ZM184 46V47H183ZM30 47V48H29ZM33 47V48H32ZM48 47V49H46V51H45V48H47ZM51 47V49H49ZM59 47V49L57 50V48ZM169 47H173V50L171 49V48H169ZM32 49V51H30L29 49ZM63 48H65L64 50H60V49H63ZM166 48H168V49H166ZM184 48H185V50H184ZM209 48V49H208ZM212 48V49H211ZM35 49V50H34ZM43 49V50H42ZM176 49V50H175ZM187 49H188V51L190 52H192L193 51V49L195 50V51H193L194 53H189L188 51H187ZM203 51H201V50ZM210 49L212 50V52H210ZM214 49V50H213ZM52 50V51H51ZM54 50V51H53ZM179 50V51H178ZM196 50H198V51H196ZM199 50L201 51V55H200V53H198L199 54V56H198V54H197V52H199ZM209 50V51H208ZM8 51V52H9ZM208 51V52H207ZM36 52V51H35ZM52 52V53H51ZM64 52V53H63ZM67 52H68V54H67ZM70 52V53H69ZM186 52V53H185ZM210 52V53H209ZM34 53V52H33ZM72 53V54H71ZM208 55H207V54ZM60 54H62V55H60ZM65 54V55H64ZM70 54V55H69ZM74 54V55H73ZM176 54V55H175ZM195 54V55H194ZM197 54V55H196ZM202 54H204V56L202 55ZM207 56H206V55ZM213 54H216V55H213ZM219 54H221V55H218ZM59 55V56H58ZM165 55H168V53H166ZM174 55V56H173ZM183 55V56H182ZM192 55V56H191ZM210 55V56H209ZM43 57V59H42V57ZM61 56H63V57H61ZM69 56L71 57V58H69ZM72 56H76V57H74V58H72ZM188 56V57H187ZM196 56V57H195ZM198 56V57H197ZM215 56V57H214ZM45 57V58H44ZM201 57H206L205 58V60H203L204 58H202V60L200 59ZM210 57V58H209ZM220 57V58H219ZM40 58V60L42 59L43 61H38V59ZM67 58V59H66ZM76 58V59H75ZM196 58H198V59H196ZM207 58H209V59H207ZM63 59V60H62ZM65 59V60H64ZM72 59V60H71ZM74 59H75V61H74ZM181 59H183V60H181ZM200 59V60H199ZM209 61V62H207V60ZM220 59V60H219ZM224 59H226V60H224ZM68 60H70V61H68ZM191 61V63L189 62V61ZM212 60V61H211ZM219 60V61H218ZM68 61V62H67ZM78 61H80V62H78ZM184 61V62H183ZM196 61V62H195ZM200 61L201 62H203V63H200ZM219 64H217L216 62ZM224 61H226V62H224ZM37 62V63H36ZM48 62V61H47ZM74 62H75V67H74ZM194 62L195 63H197V64H194ZM205 62H206V64H205ZM230 62V63H229ZM254 62H257V60L255 59V61ZM39 63H42L41 65L39 64ZM69 63V64H68ZM72 63H73V65H72ZM79 63V64H78ZM88 62L86 61V63L85 64H87ZM174 63V64H173ZM179 63V64H178ZM181 63V64H180ZM187 63H189V64H187ZM208 63V64H207ZM228 63V64H227ZM183 64L184 65H188L187 67L188 68H191L189 71H188V68L186 67V66H184L185 68H183ZM191 64V65H190ZM201 64H203V65H207L206 67H208V68H206L205 66L203 67V65H201ZM215 64V65H214ZM238 64V63H237ZM70 65H72V66H70ZM180 65V66H179ZM197 65H199V66H197ZM217 65V66H216ZM230 67V66H232L233 67V65H235L234 67H235V69H234V67L231 69V68H229L228 66ZM36 66H37V68H36ZM38 66H39V68H38ZM78 68H77V67ZM196 66V67H195ZM211 66H212V68H211ZM214 66V67H213ZM221 66H222V68H221ZM226 66H227V69H229V70H225L226 69ZM236 66H237V68H236ZM40 67H43V69L41 68L40 69ZM203 67V68H202ZM216 67H217V69H216ZM225 67V68H224ZM71 68V69H70ZM77 68V69H76ZM179 68H180V71H178L179 70ZM195 68H198L199 69V71L200 72H196V69ZM206 68V69H205ZM220 68V69H219ZM70 69V70H69ZM72 69H75L74 70V73L76 72V74H75V76H74V73H73V71H72ZM192 69H193V72L191 73V71H192ZM195 69V70H194ZM197 69V70H198ZM202 69V70H201ZM206 70V72H205V70ZM214 69V70H213ZM77 70H79V72L77 71ZM219 70H220V72H219ZM224 72H222V71ZM225 70V71H224ZM239 70V71H238ZM69 71V72H68ZM188 71V73H186ZM195 71V72H194ZM203 71V72H202ZM227 71V72H226ZM228 71H230V72H228ZM236 71H237V73H236ZM72 72V73H71ZM180 72V73H179ZM185 72V73H184ZM190 72V73H189ZM233 72V73H232ZM235 72V73H234ZM42 73V74H41ZM71 73V74H70ZM178 73V74H177ZM182 73H184V74H182ZM199 74V76H200V74H201V76L199 77L198 76V74ZM204 73V74H203ZM217 73H219V74H225V73H227V74H225L224 75V79L225 80H223L222 78H223V76L222 75H218ZM38 74V75H39ZM73 74V75H72ZM180 74V75H179ZM182 74V75H181ZM186 74V75H185ZM192 74V75H191ZM231 76H230V75ZM232 74H234L235 75V77H234V75H232ZM71 75V76H70ZM184 75H185V77H184ZM188 75V76H187ZM227 75L228 76H230L232 79H230L229 77L227 78ZM181 76L183 77L182 79H181ZM192 78H191V77ZM195 78H194V77ZM225 76H226V78H225ZM49 77V76H48ZM75 79H74V78ZM187 77V78H186ZM239 77V76H238ZM51 78H52V76H51ZM186 78V81L185 80H183V79H185ZM235 78V79H234ZM179 79V80H178ZM191 79V80H190ZM195 79V80H194ZM229 81H228V80ZM234 79V80H233ZM8 80H12V78L10 79V77L8 78ZM182 82H181V81ZM194 80V81H193ZM199 80V81H198ZM220 80V79H219ZM64 81H65V83H64ZM68 81V82H67ZM70 81V82H69ZM169 82H170V80H168ZM185 81V82H184ZM192 81V82H191ZM195 81L197 82V84L195 83ZM233 81V82H232ZM11 83L9 84V85H11L12 87H11V89H12V91H13V93L14 94H16L15 92H18L19 94H22V95H18V93H17V95H15L14 97V99H13V103H15L16 104V102H17V104L18 105H21V104H23V103H27V101L28 102H30V103H27V105L29 106L28 107V110H27V114L29 115V114H31V116H30V118L32 117V118H34V120H35V118L37 119V116H38V114H39V112H38V114H36L37 113V110H39V103L40 102H38L37 100H34V101H32L31 100V96H29V98L28 99H30V100H27V97H28V95H31V94H29V93H27V91H29V88H30V86H26V85H22V83H19L18 81H16L15 80V82H14V80H12V81H10ZM12 82H13V84H14V86L12 85ZM188 82H190V83H195V85L194 84H191L190 85V83H188ZM226 82V83H227ZM63 83L65 84V85H63ZM184 83H185V85H184ZM202 83V84H201ZM225 83V84H226ZM21 86H20V85ZM182 84V85H181ZM202 86H201V85ZM62 85V86H61ZM76 85V86H75ZM150 85H152V83L150 84ZM230 85H227L228 87H230ZM0 86L2 87V88H0V90H1V92H0V96H1V94H2V98L0 97V103L2 102V103H4L5 102V100L6 101H11V97L9 96V92L6 90V88H5V86H2L1 84H0ZM26 86V87H25ZM127 86H128V84H127ZM170 86V85H169ZM178 86V87H177ZM182 86L184 87V89H186V87H188L185 91H184V89L182 88ZM198 86V87H197ZM237 86V85H236ZM4 87V88H3ZM14 87V88H13ZM19 87V88H18ZM23 87V88H22ZM74 87H76V88H74ZM173 87V88H172ZM175 87H177V88H175ZM200 87V88H199ZM234 87V88H233ZM239 86H237L236 87V90L238 89L239 91L237 92L238 94L237 95H240L239 94V92L240 91H242L243 93H245V94H248V97H247V95L245 96V98H244V96H243V94H242V92H240L241 93V95L239 96V97H241L240 99L242 100V103H244V100H246V103L248 104V108L251 106L252 107V110H250V111H252L251 113L248 111L249 109L247 108V107H245V104H244V106L242 105L241 106V108L242 107H244V110H245V108L247 109L246 111H244L243 110V108H242V111H243V113L246 115V116H248V117H250L249 116V114L251 115L253 112H255L256 111V113L258 112L257 111V107H256V105L257 106H259L258 105V101H256V103L257 104H255V107H254V103L251 101V99L249 100V99H247V98H249V94L250 93H247V92H244V90L245 89H243V90H241L242 89V87L239 89L238 88ZM24 89V90H26L25 92L23 91V93H20V92H22V89ZM26 88V89H25ZM85 88V91L83 90ZM181 88V89H180ZM191 88V89H190ZM194 88V89H193ZM196 88V89H195ZM204 88V89H203ZM230 88V89H231ZM17 89V90H16ZM44 89V90H43ZM176 89V90H175ZM201 89V90H200ZM3 90H6V92H5V94H4V92H3ZM15 90V91H14ZM20 90V91H19ZM43 90V91H42ZM57 90V91H56ZM89 89H87L86 90V87L85 86H82V88L80 89V92H79V94H77V97L79 96V99H80V102H82V103H79V106H73L72 108H73V110H72V108L71 107H68V105H69V101L67 100L66 101V99H65V97H61V99L59 100L60 101V105L58 106V109H57V106L56 107H54L53 109H52V111L51 112H53V113H51V114H54L53 116H55V117H53L51 114L49 115V120H50V122L52 123V125H53V129L55 130H53L52 129V131L54 132V134H53V132H51V134H50V137H49V140H50V142H49V140L47 141V142H49V144L46 142V140L42 137V139H40V138H35L34 136H31V134H29V133H27L26 132V134H24L25 136H23V138H20L19 137V140L20 139H23V140H21L20 142H21V144H20V146H16V144H15V142H14V140L12 139V141L10 140V139H8V138H6V137H4L2 134H1V132H0V160L2 161V159H5V160H7V161H5V163L3 162H1L0 163V165L1 164H3V166L1 165V167L4 169V170H6V168H7V171L5 172L4 171V173H2L1 174V172H2V170H1V168H0V191H7V192H10V191H13L12 189H14L15 188V186H16V184H17V187H18V185H20L21 183L23 184V183H35V184H38V186H39V188L41 189V193H42V195H45V198L43 199V203L47 200V202H45L46 204L47 203H50L49 201L51 200V197H57V195H58V197L57 198H59V197H61V196H59L60 195V193H61V191H63L62 193H64V192H66V194L64 193V195L65 196H69L68 198H70L71 196L73 197L74 196V198H77L78 197V195L79 194H81L80 193V191H78V189H79V185H80V183H81V181H80V179H79V181L77 180L78 178H76V176L75 175H78V174H80V176H83V178L85 179V181H86V185H88L87 187L88 188H90V190L88 189V188H86L87 190H89L88 192L89 193H95L94 194V196L95 197H93V195H92V193L90 194L91 195V199L92 200H90V199H88V203L90 204L89 206H91L90 208L92 209V208H94L96 205L97 206H100L99 208L102 210V211H98V212H95V209L94 210H91V214L93 215V219H92V222H93V224L92 225H94V226H92V227H95V228H91V229H95L94 231H92L89 235H88V237L86 238H84L83 236L82 237H76V238H74V239H72L71 241H67V240H64L63 238H62V236L61 235H59V233H58V231L57 230H54V229H56L55 228V226L54 227H52V225L53 224H51V223H49V221H48V219H44L45 217H44V215H43V213L41 214L40 212H42V211H40L39 209L40 208H42V207H40V208H38V210H36V213H38L37 214V217H38V223L39 224H35L34 226H33V229H31V230H33V233H32V231L30 230V231H21V232H16V233H14V234H12V235H14V236H8L7 238H5L4 239V237L3 236H1L0 235V264H94V263H97V264H124V261H125V264L127 263V260H128V263L127 264H131V259H128V258H132L131 256H130V254H128L129 252H127L125 249H124V247H122L123 245H121L122 244V242L120 241L121 240V237L119 236V234H118V232H116L117 230H115L116 228H115V225H114V221H113V216L112 215H110L112 212H110L109 213V211H111L110 209H109V211H108V209L107 208H110L109 207V205H108V203H107V201H106V199H100V198H105L103 195H101L102 194V191L100 190L102 187H103V182H102V179H104V180H106V181H109V182H111V180H112V182H111V187H112V189H114V190H116L115 191V194H117V196H119L118 198L120 199L122 196H124L125 194H127L126 196H124L123 198L125 199H120V200H122V202L124 201V202H126L129 198H127L128 197V193H126L127 191L125 190L126 189V187H125V185H124V183L125 182H121V181H119V179L118 178H115V179H113V175L112 174H114V172L113 173H108L109 175H111V176H108V174H107V172L106 171H108V170H105L104 168H102V167H99V165H98V163L97 164H95L96 162L95 161H93L94 160V155H95V153L97 154H99V153H102V154H99V155H101V157L102 156H104V155H106V154H104V153H107L108 152V150L110 149L109 147H112V145L110 144V143H104V142H107V138L106 137H101V143L104 145L103 146V148L101 147V148H99V149H101V150H99V149H97V151L98 152H96L95 150V148H93L94 147V144H93V142L92 141H94L93 139H95V135H93L95 132H96V126H98L97 124L99 123V121H100V119L99 118H95V117H97V116H93V115H82L81 114V112H80V110L82 111V107L81 106H83V104L84 105H86L87 103L89 104V103H92V101H90L91 99H93V98H91V97H93L95 94H96V92L95 91H93V92H91V91H88ZM179 90V92H177ZM180 90H181V93H180ZM184 92H183V91ZM197 90L198 91H200V92H198V93H196L197 92ZM202 90L204 91V93H205V95L203 94V92H202ZM47 91V92H46ZM54 91V92H53ZM84 91V92H83ZM174 91H176V94H174L175 92ZM189 91V92H188ZM196 91V92H195ZM214 91V92H213ZM40 92H41V94H39L40 96H43V95H45V93L47 94L48 92H49V90H46L45 88H41L40 89ZM44 92V93H43ZM169 92H170V94H169ZM187 92V95L186 94H184V93H186ZM206 92H208L207 94H206ZM211 92V95L209 94ZM213 92V93H212ZM178 93H180V94H184L183 96H185V97H183L182 99H181V97H182V95L180 96V94H178ZM189 93V94H188ZM192 93V94H191ZM197 94V95H194V94ZM200 93H202L201 95H200ZM7 94V95H6ZM23 94H26V95H23ZM48 94H51V93H48ZM92 94V95H91ZM208 94H209V98H207V96H208ZM244 94V95H245ZM5 95V96H4ZM72 95H74V94H72ZM76 95V94H75ZM84 95H85V98H84ZM88 95V96H87ZM91 95V96H90ZM166 95V96H165ZM172 95H173V97H172ZM188 95H190V96H188ZM251 95V94H250ZM7 96H9V97H7ZM90 96V97H89ZM180 96V99H177L178 97ZM199 96H201V97H205L206 96V98H199ZM252 96V95H251ZM6 97H7V99H6ZM25 97V98H24ZM164 97V98H163ZM166 97V98H165ZM190 97H192L191 99H190ZM213 97V98H214ZM220 97V98H219ZM243 97V98H242ZM8 98H10V100L8 99ZM89 99V101H88V99ZM170 98H172L171 100H170ZM173 98H175V99H173ZM195 98V99H194ZM19 99V100H18ZM22 99H24V100H22ZM87 101H86V100ZM164 99H168V100H165V102L164 101H162V100H164ZM176 99H177V101L179 102H176ZM188 99V100H187ZM199 99H203V101L202 102H199V101H201V100H199ZM244 99V100H243ZM22 100V101H21ZM27 100V101H26ZM62 100V101H61ZM64 100V101H63ZM179 100H181V101H179ZM192 100V101H191ZM214 100V99H213ZM4 101V102H3ZM20 101V103H18ZM38 103H37V102ZM59 101L57 102V105L59 104ZM85 101V102H84ZM63 102V103H62ZM64 102H66V103H64ZM169 102V103H168ZM197 102V103H196ZM203 102H204V104H203ZM220 103H221V101H219ZM254 102H255V100H254ZM31 103H32V105H31ZM33 103H34V105H33ZM37 103V104H36ZM62 103V104H61ZM113 103H115V106H114V104H112L113 106H112V108L114 109V112H115V110H116V114H117V116H119L120 115V117H116V118H118L119 120H122V116L121 115H123L121 112L123 111V113H124V109H122V108H120L119 107V110H117V107H116V104L117 105H119L120 103H118V102H113ZM189 103V102H188ZM199 103V104H198ZM162 104V105H163ZM175 104V105H174ZM178 104H179V106H178ZM181 104H182V107H181ZM198 104V106L200 107H198V106H196ZM66 105V106H65ZM163 105V106H164ZM172 105V106H171ZM174 105V106H173ZM176 105L178 106V107H176ZM203 105V106H202ZM250 105V106H249ZM34 106H38L37 107V109H36V107H35V109H34ZM64 107V110H63V108H61V107ZM119 106H121V107H123L121 104L119 105ZM201 106H202V108H201ZM247 106V105H246ZM7 107V106H6ZM18 108H16V107H14V110L16 111V114L18 115V116H20V114H22L21 116H24V114H25V112L24 111H20L19 110V106H17ZM31 107H33V109L31 110ZM78 107H80V108H78ZM96 107V106H95ZM168 107H166L165 109H163L164 111H166L167 109H168ZM176 107V108H175ZM2 110H0L1 111V113H3L2 115H3V118L5 117V116H8V115H10L11 113H13V112H15V111H13L12 112V110H11V108H6V112L3 110V106H1L0 107ZM30 108V109H29ZM59 108H60V110H59ZM66 108H68L67 110H66ZM70 108H71V110H70ZM75 108V109H74ZM200 109V110H199ZM9 110V111H8ZM11 110V111H10ZM17 110L18 111H20L21 113L19 114V113H17ZM32 112H31V111ZM35 110V111H34ZM56 110V111H55ZM57 110H58V112H57ZM76 110V111H75ZM92 110H94L93 108H92ZM180 110H178V112L180 111ZM197 110L198 111H200V112H197ZM8 111V112H7ZM31 112V113H29V112ZM34 111V112H33ZM65 111H70V112H72V114L70 113V112H65ZM117 111H119V112H117ZM55 112V113H54ZM63 112V113H62ZM66 114H65V113ZM74 112V113H73ZM77 112V113H76ZM249 112V113H248ZM7 113H9L8 115H7ZM35 115H33V114ZM50 113V112H49ZM69 113H70V116H69ZM79 113V114H78ZM13 114H15V113H13ZM76 114V115H75ZM5 115V116H4ZM27 115V116H28ZM58 115V116H57ZM66 116V117H63V116ZM73 115V116H72ZM78 115V116H77ZM20 116V117H21ZM60 116H62V117H60ZM72 116V117H71ZM88 116H89V118H88ZM252 116V115H251ZM52 117V118H51ZM60 118V119H58V118ZM75 117H77V121H76V118ZM91 117V118H90ZM32 118H31V120H32ZM55 118V119H54ZM57 118V119H56ZM61 118H63V120L61 119ZM64 118H66V120H67V122H66V120L64 119ZM68 118H69V120H70V122L68 121ZM72 118V119H71ZM73 118H75V121H74V119ZM93 118H95V119H93ZM4 119H7V117H5ZM52 119H54V120H52ZM52 120V121H51ZM56 120V121H55ZM59 120V121H58ZM62 120V121H61ZM65 120V121H64ZM73 120V125L71 124V121ZM91 120H92V122L94 123V121H96L94 124L91 122ZM98 120V121H97ZM118 120V121H119ZM188 120V119H187ZM30 121V120H29ZM54 121V122H53ZM61 121V122H60ZM64 121V123H63V128L65 129H63L61 126H62V122ZM183 121V120H182ZM59 122V123H58ZM67 124H66V123ZM70 123V128H72L73 127V129H69V123ZM78 123V124H77ZM93 125H92V124ZM61 124V125H60ZM78 126V127H76V125ZM84 124V125H83ZM57 125V126H56ZM66 125V127H68L67 128V130H70L71 132H72V134L70 135V131H67L66 130V128L64 127ZM72 125V126H71ZM24 126V127H23ZM31 125L29 124V123H22V128H28V127H30ZM95 127L94 129L95 130H93V128L92 127ZM75 127V128H74ZM85 127V128H84ZM83 128V129H82ZM63 131H62V130ZM84 129H85V131H84ZM0 130H1V128H0ZM73 130L75 131V132H73ZM76 131H78V133L79 134H77L76 135ZM82 132V134L84 135H80L81 134V132ZM94 131V133H92ZM125 131H127V130H125V128H124V131H123V133L121 134L122 136H121V138H123V141H122V139L120 138V140H119V145H120V143L121 144H123L124 145V143H125V141H126V139L124 138V133H125ZM56 132V133H55ZM65 132H68V133H65ZM58 133V134H57ZM90 133V134H89ZM53 134V135H52ZM89 134V135H88ZM66 135H67V137H69V139L71 140H68V138L66 137ZM93 135V136H92ZM58 138H57V137ZM72 136V137H71ZM78 136V137H77ZM81 136V137H80ZM27 139V142H26V139ZM34 139H33V138ZM53 137V138H52ZM61 137V138H60ZM74 137V138H73ZM86 137V138H85ZM57 138V139H56ZM92 140H91V139ZM7 139V140H6ZM29 139V140H28ZM43 139H44V141H43ZM53 139H55L54 141H53ZM82 139V140H81ZM86 141H84V140ZM1 140H2V142H1ZM4 140V141H3ZM8 140H10L9 142H6V141H8ZM31 140H32V143H31ZM42 140V141H41ZM57 140H59V141H57ZM91 141V142H88V141ZM125 140V141H124ZM30 141V142H29ZM35 141V142H34ZM36 141H38V143L36 142ZM39 141H41V143L39 142ZM67 141V142H66ZM73 141V142H72ZM80 141V142H79ZM109 141V140H108ZM121 141V142H120ZM7 143V144H6ZM30 143H31V145H30ZM37 143V144H36ZM46 143V144H45ZM55 143V144H54ZM71 143V144H70ZM74 143V144H73ZM32 144H34L33 146H32ZM36 144V145H35ZM38 144H40L39 145V147L37 146ZM42 144V145H41ZM53 144V145H52ZM65 144V145H64ZM79 144V145H78ZM91 144V145H90ZM102 144H101V146H102ZM109 144V145H108ZM4 145V146H3ZM5 145H7L6 147L8 148V150H7V148L5 147ZM21 145H22V147H23V149L21 148ZM44 145H46V146H44ZM47 145H49V147L48 148H50V149H48L47 148ZM62 145V146H61ZM76 145V146H75ZM81 145V146H80ZM88 145V146H87ZM117 145V144H116ZM115 145V146H116ZM119 145H117L116 147H113L114 149H116L115 151H114V149H110L111 151L110 152H112V153H115L116 151L118 152L119 150H120V148H118L119 147ZM12 146V149H10L9 147H11ZM33 148H32V147ZM36 146V147H35ZM66 146V147H65ZM71 146H73V147H71ZM78 146H79V148H78ZM108 146V147H107ZM2 147V148H1ZM4 147H5V149H4ZM55 147H56V149H55ZM61 147V148H60ZM65 147V148H64ZM68 147V148H67ZM93 149H92V148ZM20 148V149H19ZM32 148V149H31ZM37 148H42L41 150H42V153H39L38 152V149ZM44 148V149H43ZM48 149V150H51V152L50 151H48V150H46L45 151V149ZM63 148V149H62ZM67 148V149H66ZM82 148V149H81ZM87 148V152H86V149ZM90 148V149H89ZM29 149H30V151H29ZM34 149V150H33ZM71 149V150H70ZM104 151H106V152H104ZM239 149V151H237ZM238 149H236V153H238V152H240V153H238V154H241V152H243V151H241L242 149H240V148H238ZM17 150V151H16ZM19 150V151H18ZM22 150L24 151L23 153L26 155V156H24L23 154H22ZM32 150V151H31ZM36 150V151H35ZM54 150H57V151H59V152H57V151H54ZM70 150V152L71 153H69L68 151ZM81 150H83L84 151V154L82 153L83 151H81ZM2 151V152H1ZM3 151H5V152H3ZM20 151H21V153H20ZM45 151V152H44ZM49 153H48V152ZM60 151H61V153H60ZM63 151V152H62ZM73 151L75 152V153H73ZM77 151V152H76ZM95 151V152H94ZM100 151H103V152H100ZM114 151V152H113ZM17 152V154H15V156H14V153H16ZM33 152V153H32ZM38 154V157H39V155L41 156V157H39V158H37L36 156V153ZM43 152H44V154H43ZM86 152V153H85ZM1 153H3L2 155H1ZM18 153H20L21 154V156H20V154H18ZM28 153V154H27ZM30 153V154H29ZM32 153V154H31ZM46 153V154H45ZM53 153V154H52ZM69 153V154H68ZM72 153H73V155H72ZM92 154L90 157H89V154ZM42 154V155H41ZM48 154V155H47ZM64 154V155H63ZM68 154V155H67ZM75 154V155H74ZM77 154H79V155H77ZM97 154V155H98ZM18 155V156H17ZM29 155V157H31L30 159H28V156ZM32 155H34V156H32ZM36 155V156H35ZM51 155V156H50ZM54 155V156H53ZM58 155V156H57ZM85 155V156H84ZM86 155H88L87 157H86ZM2 156H4V158L2 157ZM44 156H46V157H44ZM52 156H53V158H52ZM56 156L58 157V159H56ZM60 156H63V157H60ZM77 156V157H76ZM79 156H81V158H79ZM83 156V157H82ZM6 157H7V159H6ZM15 157H18V158H16V159H14ZM34 157V158H33ZM50 157V158H49ZM55 157V158H54ZM65 157H67V159L65 158ZM72 157V158H71ZM85 157H86V159H85ZM36 158V159H35ZM43 158V159H42ZM47 158V159H46ZM49 158V159H48ZM53 160H52V159ZM62 158H64L62 161H61V159ZM71 159V161H72V159L74 158H79L80 160H79V169H81V170H79L78 171V169H76L75 171L77 172V174H76V172L74 171V170H71V169H69L70 167V164H71V162H70V160L69 159ZM87 158H90L91 159V161L92 162H94V163H92V162H90L89 160L90 159H87ZM93 158V159H92ZM10 159V160H9ZM19 159H21L20 161H19ZM24 159V160H23ZM25 159H27V161L25 160ZM34 159H35V161H42V162H36L35 163V161H34ZM38 159V160H37ZM52 160V161H54V162H49L48 160ZM57 160V161H59V163H60V165H59V163L58 162H55V160ZM83 159V160H82ZM86 161H85V160ZM66 160V161H65ZM4 161V160H3ZM17 161V162H16ZM45 161V162H44ZM63 161H65V164H64V162ZM82 161V162H81ZM86 162V164H85V162ZM24 162H25V164H24ZM27 162V163H26ZM46 162H49L48 164L46 163ZM69 162H70V164H69ZM88 162H90V163H92V164H89ZM8 165H7V164ZM39 163V164H38ZM40 163H41V165L44 163V165L45 166H43V167H45L44 168V171L41 173V171L39 170V167H40ZM46 163V164H45ZM54 163V164H53ZM64 165H63V164ZM81 163H83L84 165H81ZM13 164V165H12ZM37 164L39 165L38 166V170L36 169V171H34L35 170V168L37 167ZM50 164H51V166H50ZM52 164H53V166H52ZM67 164V166L64 168V166ZM68 164H69V166H68ZM9 166V167H7V166ZM12 165V166H11ZM25 165H26V168H25ZM35 165H36V167H35ZM50 166V167H48V166ZM56 165V166H55ZM89 165H91L92 167H90ZM98 165V166H97ZM172 165V164H171ZM14 166V168L16 167V166H20V167H17V170L20 168V170L17 172V170H16V173L14 174V172H15V170H14V168H11V167H13ZM22 166H24V167H22ZM28 166V167H27ZM34 167V169L32 170V168L31 167ZM55 166V167H54ZM61 167V168H59L58 169V167ZM84 166V167H83ZM89 166V167H88ZM95 166V167H94ZM97 166V167H96ZM29 167H30V169H29ZM48 167V168H47ZM52 167V169H54V170H52V169H49V168H51ZM67 167H69V168H67ZM231 168L233 167V166H230ZM229 167V168H230ZM9 168H11V169H9ZM24 168V169H23ZM47 168V169H46ZM94 170H92V169ZM97 168L99 169V170H97ZM102 168V169H101ZM16 169V168H15ZM28 169V170H27ZM46 169V170H45ZM56 169H58L57 171H56ZM62 169V170H61ZM84 169H85V171H84ZM186 169V168H185ZM189 169H191V168H189ZM232 169H234V168H232ZM11 172L12 171V173H10L9 171ZM14 170V171H13ZM26 170V171H25ZM33 172H31V171ZM51 170V171H50ZM101 170V171H100ZM105 170V171H104ZM187 170V169H186ZM31 173H30V172ZM46 171H48V172H46ZM74 173V175L71 173ZM81 171V173L82 172H84L83 174L85 175V176H88L87 178H85V176L84 175H82L81 173H79ZM91 171V172H90ZM95 173V174H97V175H99L100 174V176H97V175H95V174H93V172ZM100 171V172H99ZM192 171V170H191ZM26 172H28V173H26ZM36 172V173H35ZM62 172V173H61ZM85 172H86V174H85ZM99 174H98V173ZM105 172V173H104ZM109 172V171H108ZM55 173V174H54ZM60 173V174H59ZM68 173V174H67ZM90 173V174H89ZM102 173V174H101ZM186 173H188V170L186 171ZM192 173V172H191ZM7 174H9V175H7ZM18 174V175H17ZM29 174V175H28ZM35 174V175H34ZM43 174H45V175H43ZM59 175V178H60V176H63V180L62 181H59L58 179H55L56 177H58V175ZM6 175V176H5ZM16 175V176H15ZM32 175V176H31ZM42 175V176H41ZM52 175V178L50 177V176ZM56 175V176H55ZM65 175H66V177H65ZM69 175H71V177L69 176ZM73 175V176H72ZM102 175L104 176V177H102ZM165 175V173H163L162 175H158V180H159V176H160V178L162 179H160L159 181H158V183L159 182H161L160 183V185L158 184V185H156V184H154L152 187H150V189H149V191H148V193L149 194H151L150 196V198L152 199L151 201H153V203L152 204H154V202L156 203V205L154 204L153 206V212H151V214H150V217H148L147 219L148 220H138L139 222H137V216H134V214H135V212H134V210H126L125 211V217L127 216V214H128V216L126 217V219L127 218H129L130 220H131V218L133 219V220H129V219H127L130 223H132V225H133V228H135L136 226H134L135 224L137 225V229H136V231H137V234H138V236H139V238H142V239H144L145 237H146V234L149 232V234H150V236H153V237H162V238H160L159 239V243H157V245H156V247H157V249L158 250H161V251H164L165 250V247H166V249L169 247V245H174V246H176V244L173 242V240H172V242L171 241H169V240H171L172 239V237L174 236V235H176V234H179V232H180V229H179V227L178 226H180V224L181 223H184V222H189V221H193L194 219H201L200 221H202V224L204 225H209L212 221V223L211 224H213L212 225V229H213V231H214V233L216 234V237H218V244H214V245H211L212 243L211 242H209V238H210V235H209V232H206V231H204V232H199V239L200 240H193L194 242H192V240L190 239V238H188L187 236V238L185 237V232H187L188 233V231H185L184 232V238H185V240H186V246H187V251L189 250V252H190V254H192V255H194V264H199V263H203V261H204V263H206V264H211V262H212V264H231V259H230V257H231V255H232V257L231 258H238L239 257V255H240V253H241V251H240V249H241V246L243 245V244H250V243H252L253 242V237L251 236V235H249L248 237H246V238H244V236L242 237L241 235H237L235 232H234V226L233 225H235L234 224V221L233 220H229V221H227V223L229 224L228 225V227H230V225H231V228H228L227 227V229H226V226L225 227H223L224 225H223V222H222V220H220V218L218 217H216L215 215H214V213L212 212H209V211H212L213 209H214V206H213V203H211V200H212V202L214 201V199L213 198H215V196H216V194H217V192H218V194L221 192V191H224L225 190V188H222V187H220L219 189H221V190H219V189H217L216 188V192H214L215 190H212V189H209L208 191L210 192H213L214 194L213 195H210L211 197H210V199L208 198V200H207V202H205V201H203V202H200L198 199H196L197 201L196 202H194V203H197V202H199L197 205H194V204H192V206L191 205H188V203H190V201L188 202V197H187V199L185 200H183V204H182V201L179 203L177 200H175V198H176V195H175V193H174V191L171 189V187H170V185H169V183L168 184H166L165 182H168L167 180H166V176H164ZM193 175V174H192ZM3 176H4V179H1V178H3ZM8 176V177H7ZM30 176V177H29ZM35 176V177H34ZM36 176H38V180H37V177ZM45 176V177H44ZM55 178H54V177ZM79 176V175H78ZM77 176V177H78ZM106 176V177H105ZM107 176H108V179L109 180H107ZM164 178H163V177ZM7 179H6V178ZM43 177V178H42ZM47 177V178H46ZM64 177L66 178V179H64ZM67 177H69V178H67ZM99 177V178H98ZM100 177H102V179H100ZM44 178H46V179H44ZM62 178V177H61ZM60 178V179H61ZM112 178V179H111ZM36 179V180H35ZM44 179V180H43ZM48 179V180H47ZM50 179L52 180V179H55V180H57L58 182H54L55 184H60V185H63L64 187V189H62L61 187H60V185H56V188L54 187V185L52 186L53 188H55V189H53V188H51V185L52 184H54L53 182H52V184H51V181H50ZM73 179V180H72ZM75 179V180H74ZM89 179V180H88ZM92 179V180H91ZM97 179H98V181H97ZM100 179V180H99ZM111 179V180H110ZM164 179V180H163ZM43 180V181H42ZM113 180H117L116 182H117V184H116V182L115 181H113ZM194 180V179H193ZM192 180V183H193V185H195L194 184V182H195V180L193 181ZM42 183H41V182ZM44 181H46V182H44ZM48 181V182H47ZM80 182V183H78V182ZM88 181H90V182H88ZM5 182V183H4ZM9 182V183H8ZM19 182V183H18ZM50 182V183H49ZM63 182H64V184H63ZM72 182V184H70ZM95 182H97V183H95ZM99 182V183H98ZM119 182H120V184H121V186H120V184H119ZM163 182V183H162ZM45 183H46V185H45ZM67 183V184H66ZM75 183V184H74ZM78 185H77V184ZM88 183V184H87ZM91 183V184H90ZM94 183V184H93ZM102 183V184H101ZM112 183H114L113 185H112ZM165 183V184H164ZM2 184V185H1ZM5 184H7V185H5ZM15 184V185H14ZM90 184V185H89ZM101 184V185H100ZM126 184V183H125ZM161 184H163L162 185V187H161ZM4 185L5 186H7V187H4ZM13 185V186H12ZM85 185V186H86ZM92 185V186H91ZM95 187H94V186ZM96 185H97V187H96ZM115 185V186H114ZM169 185V186H168ZM10 186V187H9ZM58 186V187H57ZM71 186H72V189H71ZM73 186H75V187H73ZM77 186H78V188H77ZM90 186V187H89ZM116 186H117V188L118 187H120L119 189H117L116 188ZM123 186L125 187V189L123 188ZM136 186V187H135ZM156 186V189L154 188ZM160 186V187H159ZM16 187V188H17ZM69 187V188H68ZM95 189H94V188ZM99 187V188H98ZM115 187V188H114ZM134 187L135 188H138V185H135L134 184ZM157 187H158V189H157ZM170 189H169V188ZM7 188H9V189H7ZM57 188H61V189H57ZM67 188V189H66ZM77 188V189H76ZM122 188V189H121ZM162 190H161V189ZM164 188V189H163ZM166 188H168V191H166ZM5 189V190H4ZM51 189L53 190V191H55V192H52L51 191ZM75 189V190H74ZM95 191H93V190ZM96 189H97V191H96ZM152 189V190H151ZM223 189V190H222ZM15 190V189H14ZM56 190H58V192L56 191ZM60 190V191H59ZM65 190V191H64ZM80 190V189H79ZM99 190L101 191V192H99ZM102 190H103V188H102ZM113 190V191H114ZM119 190V191H118ZM160 190H161V192H160ZM166 192V193H164L163 194V192L164 191ZM169 190L170 191H173V194H172V192H169ZM190 190V189H189ZM218 190V191H217ZM69 191V192H68ZM70 191H72V192H70ZM75 192V195H74V192ZM78 191V192H77ZM158 191V192H157ZM50 192H52V193H50ZM118 192H122L121 194V197H120V193H118ZM160 192V194H159V196H158V193ZM189 193H190V191H188ZM188 192H187V194H188ZM47 193V194H46ZM55 193V194H54ZM69 195H68V194ZM79 193V194H78ZM98 193H101V194H98ZM125 193V194H124ZM152 193H153V195H152ZM171 195V197L169 196V194ZM216 193V194H215ZM48 194H50V196L48 195ZM52 194H53V196H52ZM73 194V195H72ZM83 194V193H82ZM81 194V195H82ZM99 196H98V195ZM157 195V196H155V195ZM162 194V195H161ZM165 194L166 195H168V196H166V197H163V196H165ZM54 195H56V196H54ZM71 195V196H70ZM77 195V197H75ZM173 195V196H172ZM215 195V196H214ZM46 196H48L47 197V199H46ZM96 196H98V198L96 197ZM101 196H103V197H101ZM161 196V198H159ZM212 196H214L213 198H212ZM64 197V196H63ZM60 198V199H64V198ZM90 197V196H89ZM88 197V198H89ZM155 197V198H154ZM163 197V198H162ZM170 197V198H169ZM173 197H174V199H173ZM232 196H230L229 197V199L231 198ZM49 199V200H48ZM100 200V202L102 203H104V204H101L100 202H99V200ZM127 199V200H126ZM154 199H155V201H154ZM159 199V200H158ZM163 199V200H162ZM164 199H166V200H164ZM169 199V200H168ZM45 200V201H44ZM93 200H95L94 202H92ZM102 200V201H101ZM171 200V201H170ZM173 200V201H172ZM61 202L60 203H57L56 204V206H58V205H62V204H64L65 202H66V199H64V201L63 200H60ZM63 201V202H62ZM96 201H98V202H96ZM158 201V202H157ZM161 201H164L165 202V204H166V201H168V204H166L165 206L166 207H164V202H161ZM210 201V202H209ZM91 202V203H90ZM175 202V203H174ZM188 202V203H187ZM209 202V203H208ZM44 203V204H45ZM95 203H96V205H95ZM98 203V204H97ZM159 203V204H158ZM175 204V206H174V204ZM184 203H185V205H184ZM200 203H202V204H200ZM204 203H205V205H204ZM93 204V205H92ZM158 204V205H157ZM162 204V205H161ZM179 204H181V205H179ZM186 204H187V206L189 207V209H188V207L186 206ZM102 205H107V206H104V208H103V206ZM172 205V206H171ZM186 206V207H183V206ZM199 205H203V207H201V206H199ZM208 205V206H207ZM55 206V208L56 209H58L59 208V206L58 207H56ZM94 206V207H93ZM102 206V207H101ZM169 206V207H168ZM179 206V207H178ZM197 206V208H195ZM213 207V209H211L212 207ZM61 207V206H60ZM107 207V208H106ZM161 207H163V208H165V210L163 209V212L165 213L166 212V214H168V213H170V214H172L171 216H170V214H168V215H166V214H164L163 212V214L161 213V211H160V209H161ZM173 207V208H172ZM182 207H183V209H188V210H185V211H183L182 210ZM191 207H194V208H192L191 209ZM199 207H201V208H199ZM207 207V208H206ZM211 207V208H210ZM106 208V210H104ZM157 208V210H156V213L158 214V212H159V214H158V216H160V213H161V216L163 217V218H161V216H160V219H161V221H164V222H162V224H161V222H160V220L158 221V219H159V217H157V218H155L156 216H157V214H156V216L154 217V215L153 214H155V209ZM168 208H170V209H168ZM178 210H177V209ZM180 208V209H179ZM204 208H206V209H204ZM99 209V210H100ZM178 211H176V210ZM197 211H195V210ZM199 209H201L200 210V212H199ZM211 209V210H210ZM162 210V209H161ZM166 210H168V211H166ZM172 210H174V211H172ZM179 210H181V211H179ZM203 210V211H202ZM208 210V211H207ZM92 211H93V213H92ZM170 211V212H169ZM182 211H183V213H182ZM186 211H188V213L189 212H193L192 214L190 213V214H188ZM206 211H207V213H206ZM104 213V214H102V213ZM130 214H129V213ZM132 212H134V214L132 213ZM195 212V213H194ZM199 212V213H198ZM204 212H205V214H204ZM95 213V214H94ZM176 215H175V214ZM196 213L197 214H199V217H198V215H196ZM203 215H202V214ZM208 213H211L212 215H211V218H212V220H210L211 218H209V216H210V214H208ZM43 215V216H41V215ZM99 214H102V215H104V217L102 216V215H99ZM109 214V215H108ZM193 214H195V215H193ZM208 214V215H207ZM92 215H91V217H92ZM110 216V217H107V216ZM129 215H130V217H129ZM133 215V217H131ZM166 215V216H165ZM173 215H174V217H173ZM178 215H180V218H179V216ZM181 215H182V217L184 218V219H182V217H181ZM193 215V216H192ZM206 215V216H205ZM41 216V217H40ZM99 216H100V218H99ZM101 216L103 217V219L101 218ZM169 216V217H168ZM192 216V219H190V217ZM196 217V218H193V217ZM42 217H43V219H42ZM154 218V220H153V218ZM177 218L176 220H178L179 219V221L180 222H178V221H176L175 220V222H173V221H169V218ZM189 217V218H188ZM204 219V217L206 218V217H208V218H206L208 221H206V219L204 220L205 221V223H204V221H203V219ZM136 218V219H135ZM186 218V219H185ZM217 218V219H216ZM139 219V218H138ZM150 219V220H149ZM166 219H168V221H166ZM189 219V220H188ZM41 220V221H40ZM94 220V221H93ZM110 220V221H109ZM152 220V221H151ZM155 220H157V222H155ZM186 220V221H185ZM188 220V221H187ZM97 221H98V223H97ZM145 221H146V223H145ZM151 221V222H150ZM211 221V222H210ZM41 222H42V224H41ZM136 222V223H135ZM153 222V223H152ZM160 222V223H159ZM166 222V224H164ZM169 222V223H168ZM178 222V224H176ZM206 222H207V224H206ZM210 222V223H209ZM214 222H217V223H214ZM242 222H244V224L245 223H247L248 222V220L247 219H244V218H242ZM47 223H49V224H47ZM141 223V224H140ZM145 224L144 226H146L147 227V230H146V227H144L142 224ZM148 223V224H147ZM155 223V224H154ZM180 223V224H179ZM199 224L201 223V222H198ZM96 224H98L97 225V227H96ZM147 224V225H146ZM161 224V225H160ZM172 224H174V225H178L177 227L176 226H174V225H172ZM202 224H200L202 227H205V225L203 226ZM210 224V225H211ZM233 224V225H232ZM38 225H39V227H38ZM104 225V226H103ZM108 227H107V226ZM149 225V226H148ZM157 225H159V226H157ZM104 228H103V227ZM139 226H140V228H139ZM161 226V227H160ZM162 226H164V227H162ZM169 226V227H168ZM34 227H36V228H34ZM106 227H107V229H106ZM175 227V228H174ZM216 227V228H215ZM219 227H221V228H219ZM222 227H223V229H225V230H221L222 229ZM98 228V229H97ZM108 228H109V230H108ZM110 228H111V230H110ZM155 228H157V229H155ZM161 228V229H160ZM178 228V229H177ZM36 229V230H35ZM53 229V230H52ZM97 229V230H96ZM106 229V230H105ZM149 229V230H148ZM162 229H163V231L164 230H166V231H168L169 232V230H171V232H169V235H167V236H162V233H163V231H162ZM175 229V230H174ZM203 229V228H202ZM218 229V230H217ZM229 229H230V231L231 232H229ZM99 230V231H98ZM101 230V231H100ZM103 230V231H102ZM154 230H156V231H154ZM174 230V231H173ZM218 232H217V231ZM35 231V232H34ZM55 231V232H54ZM109 231V232H108ZM112 231H115L114 233L112 232ZM158 231V232H157ZM190 231V230H189ZM220 231V232H219ZM227 234H224V232ZM97 232V233H96ZM100 234H99V233ZM157 232V233H156ZM178 232V233H177ZM191 232V231H190ZM190 232L187 234L186 233V235H189L190 234ZM223 232V233H222ZM228 232V233H227ZM56 233V234H55ZM58 233V234H57ZM104 234V236H103V234ZM111 233V234H110ZM207 235H206V234ZM222 233V234H221ZM232 233V234H231ZM17 234H18V236H17ZM164 234V233H163ZM228 234H230V235H228ZM234 234V235H233ZM85 235V234H84ZM161 235V236H160ZM221 237H220V236ZM233 235V236H232ZM96 238H95V237ZM103 236V237H102ZM106 236H109V237H106ZM142 236H144V237H142ZM207 236H209L208 237V239L206 238ZM224 236H226V239H227V241H225V242H222V241H224L223 239L225 238ZM230 236H232V237H230ZM236 237V236H238V237H236V239L235 238H233V237ZM19 237V238H18ZM55 237V238H54ZM166 237H168V239H166ZM202 237H204V238H202ZM219 237H220V239H219ZM3 238V239H2ZM90 238V239H89ZM238 238V239H237ZM241 238V239H240ZM244 238V239H243ZM52 239V240H51ZM57 239H58V241H57ZM112 239V240H111ZM114 239V240H113ZM142 239H141V241H142ZM147 239V237L143 240V242L145 241ZM225 239V240H226ZM245 239H247V240H245ZM16 240V241H15ZM91 240V241H90ZM94 242H93V241ZM115 240H118V241H116L115 242ZM204 240V242H201V241H203ZM207 240V241H206ZM221 240V241H220ZM237 240H240V242L238 241L237 242ZM243 240V241H242ZM249 240V241H248ZM54 241H56V242H54ZM67 241V242H66ZM97 241V242H96ZM165 243H164V242ZM197 241V242H196ZM199 241V242H198ZM231 242V244H230V242ZM251 241V242H250ZM2 242V243H1ZM68 242H69V244H68ZM83 242V243H82ZM115 242V243H114ZM161 242H163V243H161ZM171 242V243H170ZM206 242V243H205ZM222 243V244H220V243ZM242 242V243H241ZM248 242V243H247ZM61 244V245H57V244ZM77 243H79V244H77ZM110 243V244H109ZM121 243V244H120ZM161 243V244H160ZM192 243V244H191ZM198 243H200V244H198ZM203 243H205V247L206 248H208L207 250L209 251V252H207L206 253V251L203 249ZM229 243V244H228ZM241 243V244H240ZM64 244H66L67 246H69V247H67L66 245H64ZM77 244V245H76ZM163 244V245H162ZM166 244V246H164ZM191 245L190 247H189V245ZM196 246V244H197V247H195L194 245ZM208 244H210L209 246H208ZM220 244V245H219ZM224 244H226V245H224ZM84 245H86V246H84ZM162 245V246H161ZM218 245V246H217ZM92 246V247H91ZM164 246V247H163ZM192 246H193V248H192ZM208 246V247H207ZM210 246H214V247H210ZM216 246H217V248H216ZM219 246H220V248H219ZM225 248H224V247ZM239 246V247H238ZM63 247V248H62ZM66 247V248H65ZM162 247H163V249H162ZM196 249H195V248ZM199 247V248H198ZM209 247H210V249H209ZM198 248V249H197ZM214 248V249H213ZM231 248H234V250H232L231 249V251H230V255H228V256H226V255H224L225 253H228L229 252V250ZM237 248V249H236ZM65 249V250H64ZM82 249H85L84 250V252H82L83 250ZM102 249V250H101ZM106 249V250H105ZM193 249H195V251L196 252H194V250ZM227 249V250H226ZM213 250V251H212ZM223 251L224 252V254H223V252H222V254H220V253H218V251ZM224 250H226V251H228V252H225ZM238 250H239V252H238ZM80 251V252H79ZM109 251V252H108ZM193 251V252H192ZM202 251H203V253H202ZM235 251V252H234ZM98 252V253H97ZM124 252V253H123ZM234 252V255L232 254V253ZM67 253V254H66ZM89 253V254H88ZM91 253V254H90ZM198 253H200V255H198ZM206 253V254H205ZM238 253H239V255H238ZM93 254H96V255H93ZM99 254V255H98ZM120 254V255H119ZM122 254H125V255H123L122 256ZM197 254V255H196ZM201 254H204V255H201ZM211 254H213V256H216V258H217V260L215 259V257H213V259H211L210 258V255ZM64 255V256H63ZM98 255V256H97ZM119 255V256H118ZM209 255V256H208ZM104 256H106V257H104ZM121 256V257H120ZM126 258H125V257ZM198 256V257H197ZM205 257L207 260H205V258L203 259V257ZM206 256H208V257H206ZM224 256H226V258L224 257ZM235 256V257H234ZM96 259V260H94V261H92L94 258ZM3 258V259H2ZM6 258V259H5ZM81 258L83 259V260H81ZM99 258V259H98ZM101 258V259H100ZM110 258H112V260L110 259ZM122 258H124V260L122 259ZM197 258V259H196ZM199 258H202V259H199ZM221 258H223V259H221ZM2 259V260H1ZM68 259H70V260H68ZM98 259V260H97ZM105 259H109V260H105ZM123 260V262H122V260ZM127 259V260H126ZM200 261H199V260ZM227 259V260H226ZM258 259V262H260L261 260L259 259V257L257 258ZM53 260V261H52ZM62 260V261H61ZM101 260H103V261H101ZM197 260V261H196ZM213 260V261H212ZM225 261V263H223L224 261ZM230 260V261H229ZM5 261V262H4ZM57 261V262H56ZM96 261V262H95ZM107 263H106V262ZM121 262V263H119V262ZM208 261V262H207ZM210 261V262H209ZM222 261V262H221ZM228 261V262H227ZM4 262V263H3ZM54 262V263H53ZM82 262V263H81ZM84 262V263H83ZM98 262H100V263H98ZM118 262V263H117ZM130 262V263H129ZM214 262H216V263H214ZM219 262V263H218ZM257 262V261H256ZM260 263H262V262H260ZM259 263V264H260Z\"/></svg>",
    "mask_w": 264,
    "mask_h": 264
}]
</instances>
